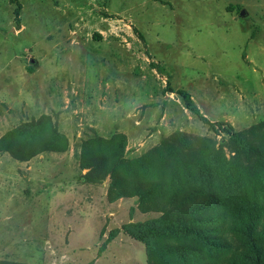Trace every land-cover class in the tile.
<instances>
[{"label": "rangeland", "instance_id": "rangeland-1", "mask_svg": "<svg viewBox=\"0 0 264 264\" xmlns=\"http://www.w3.org/2000/svg\"><path fill=\"white\" fill-rule=\"evenodd\" d=\"M207 162L225 199L228 169L264 205V0H0V261L174 264L125 227L162 218L149 206L189 173L210 188ZM112 172L163 195L119 197ZM209 230L234 250L228 223Z\"/></svg>", "mask_w": 264, "mask_h": 264}, {"label": "trees", "instance_id": "trees-1", "mask_svg": "<svg viewBox=\"0 0 264 264\" xmlns=\"http://www.w3.org/2000/svg\"><path fill=\"white\" fill-rule=\"evenodd\" d=\"M187 108L198 116H201L200 110L192 100L191 96H183ZM203 117V116H201ZM204 119V118H203ZM236 144L242 150L241 153L252 155L258 151L248 145L240 133L232 136ZM54 149H57L54 147ZM35 152L38 150L35 148ZM22 158V157H19ZM104 157L101 161H104ZM210 162L197 165L200 177L207 178L210 181L204 187L194 182V176L189 173L187 176V186L179 184L168 186V191L164 193L165 201L149 206L152 209L164 212L163 217L157 221L144 224H137L133 227L126 226L125 230L135 239L145 243L148 248L149 257L152 252L160 250L161 253L175 254L179 260L174 264H215L211 260L207 262H195L191 260L195 255L203 252L205 247L209 253L219 251H232L228 264H264V205L258 202H250L248 193L250 188L236 178V173L226 170L227 181L233 187L235 194L231 199H225L214 188L215 179L221 176L223 170L218 171ZM191 171V170H190ZM239 174V173H238ZM112 189L117 196H139L144 205L150 204V200L157 195H163L160 185L162 181L154 179L146 181H136L131 186L121 185L123 182L115 172L111 173ZM118 185L121 187L118 188ZM236 199V200H235ZM146 207V206H145ZM219 209L216 212L202 213L204 210ZM177 211L176 217H170L169 211ZM169 212V213H168ZM204 214V215H203ZM229 225L230 231L237 237V243L233 246L226 242H217L214 236H211L213 227H221L223 224ZM215 226H210L214 225ZM209 227V228H208ZM166 237H175L180 243L171 242L159 244L158 241ZM182 237L198 241V244L182 243ZM202 244V245H201ZM0 264H8L0 261Z\"/></svg>", "mask_w": 264, "mask_h": 264}, {"label": "water", "instance_id": "water-1", "mask_svg": "<svg viewBox=\"0 0 264 264\" xmlns=\"http://www.w3.org/2000/svg\"><path fill=\"white\" fill-rule=\"evenodd\" d=\"M241 16H242V17H246V16H247V12H246L245 10H242V12H241ZM31 63H32V64H35V63H36V60L32 59V60H31Z\"/></svg>", "mask_w": 264, "mask_h": 264}]
</instances>
